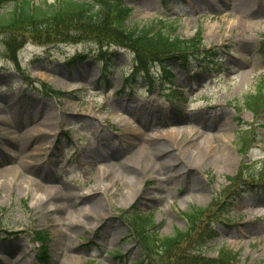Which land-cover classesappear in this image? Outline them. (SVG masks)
Returning a JSON list of instances; mask_svg holds the SVG:
<instances>
[{"label": "rangeland", "instance_id": "1", "mask_svg": "<svg viewBox=\"0 0 264 264\" xmlns=\"http://www.w3.org/2000/svg\"><path fill=\"white\" fill-rule=\"evenodd\" d=\"M129 3L128 25L176 16L185 38L201 27L206 49L218 50L204 56L212 68L198 67L196 57L188 68L170 62L168 80L154 63L150 82L138 78L131 91L125 85L138 64L129 48L109 43L103 58L96 36L63 40V32L45 42L29 38L15 64L0 41V264H39L31 235L41 228L53 239L46 264H129L141 251L125 236L120 210L126 218L151 210L162 234L183 226L178 211L207 205L237 171V126H257V141L244 149L248 170L264 159V111L255 120L234 106L264 82V0ZM77 53L84 56L71 61ZM34 81L64 93L44 94ZM245 186L221 212L232 222H213L207 256L224 245L239 252V264H264V194ZM66 195L76 203L59 202ZM116 248L120 258L107 253Z\"/></svg>", "mask_w": 264, "mask_h": 264}, {"label": "trees", "instance_id": "2", "mask_svg": "<svg viewBox=\"0 0 264 264\" xmlns=\"http://www.w3.org/2000/svg\"><path fill=\"white\" fill-rule=\"evenodd\" d=\"M7 1L0 0V36L6 53L13 61L17 50L29 38L45 42L63 32H67L63 40L76 41L81 37L94 36L92 38H98L99 43H114L131 49L138 64L132 74L141 72L147 78L151 76L149 71L154 61L163 63L202 49L200 32L196 37L183 38L176 33L175 20L166 17L141 25L137 22L129 27L126 20L131 9L125 0H11V4L5 6ZM164 69L167 75L169 67L163 66ZM41 86L46 92H53L45 84L41 83ZM244 104L254 115L264 111L263 81L245 96ZM243 128H237L242 165L235 174L226 177L229 185L216 192L206 206L193 205L182 212L185 219L183 228L161 235L150 217L145 220L143 216L131 215L132 227L150 258L149 264H236L238 252L233 249L220 247L216 257H209L206 252L215 232L213 221L230 222L228 217L221 216L223 209L231 206L229 194L234 197L236 187L241 184L264 188V161L256 170H248L243 153L244 147L255 141L256 131L252 128L244 134L246 129ZM40 236L37 232V237Z\"/></svg>", "mask_w": 264, "mask_h": 264}, {"label": "bare ground", "instance_id": "3", "mask_svg": "<svg viewBox=\"0 0 264 264\" xmlns=\"http://www.w3.org/2000/svg\"><path fill=\"white\" fill-rule=\"evenodd\" d=\"M144 112V111H142ZM207 127V126H206ZM202 133H209V132H206V131H202ZM133 172V171H132ZM132 174V173H131ZM130 175V174H129ZM147 175V174H146ZM132 179L134 180V178H132L131 176L130 177H127L126 181L127 182H130L132 181ZM133 186H128L126 189H125V193L128 194L129 197H131L135 191L133 190L132 188ZM133 193V194H132ZM58 197V196H57ZM59 198V202L62 200V198L66 199L67 201H69L71 203V205H74L76 203V199L71 197L70 195H66L64 197H58Z\"/></svg>", "mask_w": 264, "mask_h": 264}]
</instances>
